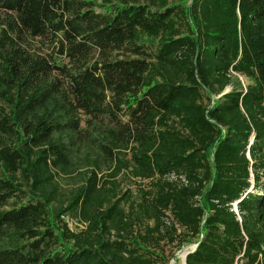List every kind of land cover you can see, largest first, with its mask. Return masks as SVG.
Segmentation results:
<instances>
[{
  "label": "trees",
  "instance_id": "16d2710c",
  "mask_svg": "<svg viewBox=\"0 0 264 264\" xmlns=\"http://www.w3.org/2000/svg\"><path fill=\"white\" fill-rule=\"evenodd\" d=\"M193 245L264 264V0H0V264Z\"/></svg>",
  "mask_w": 264,
  "mask_h": 264
},
{
  "label": "rangeland",
  "instance_id": "374dc122",
  "mask_svg": "<svg viewBox=\"0 0 264 264\" xmlns=\"http://www.w3.org/2000/svg\"><path fill=\"white\" fill-rule=\"evenodd\" d=\"M238 84L244 88L246 85V80L243 77H238ZM190 247L192 246L183 247L181 250H178L177 252H175V256L174 258L170 260L169 264H185L184 263V253L187 249H190Z\"/></svg>",
  "mask_w": 264,
  "mask_h": 264
},
{
  "label": "water",
  "instance_id": "95a60500",
  "mask_svg": "<svg viewBox=\"0 0 264 264\" xmlns=\"http://www.w3.org/2000/svg\"><path fill=\"white\" fill-rule=\"evenodd\" d=\"M195 246H196V245H193L192 247H190V249H187V250L185 251V253H184V263H185V257H186V255H187L190 251H192V250L195 248Z\"/></svg>",
  "mask_w": 264,
  "mask_h": 264
}]
</instances>
